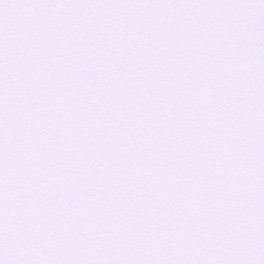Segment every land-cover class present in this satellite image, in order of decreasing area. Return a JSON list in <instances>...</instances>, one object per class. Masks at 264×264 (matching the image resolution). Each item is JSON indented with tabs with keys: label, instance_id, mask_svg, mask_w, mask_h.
<instances>
[{
	"label": "snow or ice",
	"instance_id": "1",
	"mask_svg": "<svg viewBox=\"0 0 264 264\" xmlns=\"http://www.w3.org/2000/svg\"><path fill=\"white\" fill-rule=\"evenodd\" d=\"M0 264H264V0H0Z\"/></svg>",
	"mask_w": 264,
	"mask_h": 264
}]
</instances>
